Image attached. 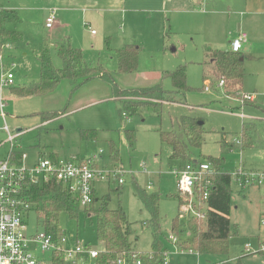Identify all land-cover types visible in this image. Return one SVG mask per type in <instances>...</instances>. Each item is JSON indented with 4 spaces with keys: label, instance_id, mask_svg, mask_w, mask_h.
I'll return each mask as SVG.
<instances>
[{
    "label": "rangeland",
    "instance_id": "rangeland-1",
    "mask_svg": "<svg viewBox=\"0 0 264 264\" xmlns=\"http://www.w3.org/2000/svg\"><path fill=\"white\" fill-rule=\"evenodd\" d=\"M4 5L18 12L20 22L9 23L7 27L20 32L23 41L4 48L0 53V78L6 70L15 75L14 88L0 92V161L11 152L8 132L4 130V114L12 134L22 130L14 142L17 145L15 153L19 152L14 155L18 157L25 152L33 160L35 154L40 152L68 160L75 156L85 158L96 155L103 149L105 154L98 163L99 168L117 167L132 172L134 176L126 177L123 186L98 183L96 201L87 211L80 209L78 219L61 215V229L72 240L78 238L95 249H103V244L97 239V217L93 214L90 217L88 212L97 210L108 196V208H121L127 215L133 250L142 254L151 252L153 235L158 228L139 195L140 189L150 195H160L159 236L166 238L178 217L179 194L173 172L180 166L170 161L172 149L161 142L160 132L177 131L182 117L199 119L204 124L205 141L196 152L195 160L205 162L209 157L223 158L226 160L225 171L230 174L242 163L249 167H264V0H212L207 8L205 6L206 13H203L199 3L168 0L167 5L158 10L150 6L146 8L143 18H152L147 28L139 22H121L118 16L111 25L102 27L93 24L95 36L91 35L92 31L84 30L79 20L64 29L56 25L48 30V14L53 9L58 10V6L50 4L48 0H4ZM240 32L249 36L251 45L250 52L244 53V49L241 52L244 54L246 73L243 91L229 87L227 83L222 88L218 87L219 81L211 71V64H204L211 61L207 48L213 51L230 50V41ZM61 35L71 38L73 46L84 52L90 66H101L107 70L121 90L162 84L165 90L171 91L172 82L165 78L164 73L185 67L190 91L180 104L143 106L133 118L124 116L122 104L116 101L112 87L105 82L104 87H84L72 96L68 82H63L52 97L42 96L32 101L18 96L14 90L40 81L41 48L46 46L55 68H62L56 48V41ZM127 44L141 49L138 71L121 74L116 52ZM208 83L210 91L206 90ZM245 95L255 99L247 100ZM69 103L70 115L63 116ZM41 111L63 112V115L44 125V128L41 118L35 114ZM242 112L247 115L246 118L241 117ZM252 122L259 127L255 135L258 147L246 151L238 148L229 153L225 151L226 148L222 147L224 139L233 143L241 138L243 124ZM92 131L97 133L95 141L82 139L83 132ZM128 132H133L135 136L133 148L129 144ZM111 143L119 149L118 162L111 158ZM238 189L233 181L229 254L216 262L264 264V254L245 252L248 243L255 250L259 248V234L264 239V227L259 226V209L263 208L264 202L262 191L252 189L249 194H241ZM26 222L28 234L42 230L36 211L30 213ZM35 254L42 260L50 257L40 249Z\"/></svg>",
    "mask_w": 264,
    "mask_h": 264
},
{
    "label": "trees",
    "instance_id": "trees-1",
    "mask_svg": "<svg viewBox=\"0 0 264 264\" xmlns=\"http://www.w3.org/2000/svg\"><path fill=\"white\" fill-rule=\"evenodd\" d=\"M20 22L18 13L5 10L0 2V50L10 44L22 43L23 35L20 32L10 31L6 28L9 23ZM141 49L138 46L130 45L125 49L117 51L118 71L121 74H131L138 71ZM208 57L211 59V71L217 80L225 79L229 87H237L242 90L246 77L244 66V54L227 51H213L207 48ZM57 53L62 61V68H55L49 49L41 50L40 81L32 83L27 87L14 90L23 98L42 97L55 93L63 82H68L71 87V96L76 91L94 80H100L109 84L113 89V96L122 106L123 114L128 118L138 115L143 106H154L163 104H180L184 102L185 95L190 91L187 83V71L185 67H180L175 71L164 73L165 78L172 82V90H165L162 84L153 87L120 89L113 76L101 66H90L84 57L81 49L72 46L70 38L64 39L57 47ZM63 115V112L43 113L45 121H52ZM199 119L182 117L179 121L177 131L160 132V139L163 144L172 149L170 161L179 164L184 168L189 162L196 159V152L204 143V124H200ZM258 125L254 122L243 124L242 136L238 138L240 144L222 142V147L228 153L240 149L246 151L255 149L258 145L255 142V135L258 132ZM130 147H134L135 136L133 132L127 133ZM81 137L85 141L96 140L97 133L83 132ZM236 145L238 147H236ZM111 158L118 162L120 152L118 147L111 143ZM210 162L216 169V187L210 199V211L207 228L200 229L198 224L190 223V229L194 232L192 242L184 244L187 248L196 249L201 256H227L229 254V241L232 232L230 219L232 206V174L224 170L226 160L223 158L209 157ZM28 196L33 203L37 204V213L42 219L46 232L58 241L62 229L60 217L67 214L71 219H78L80 206L78 201L68 194L61 185L51 182L45 186H32L28 190ZM139 195L152 215V221L158 229L154 233L153 250L160 252L163 244L160 241L159 230L160 214L159 194H148L145 190H139ZM179 199V198H178ZM109 197H105L97 210H92L97 217V239L103 244V252L98 258V264H113L117 254L130 249L132 236L126 213L121 209L110 210L108 208ZM173 229H180L179 223L174 220Z\"/></svg>",
    "mask_w": 264,
    "mask_h": 264
},
{
    "label": "built area",
    "instance_id": "built-area-1",
    "mask_svg": "<svg viewBox=\"0 0 264 264\" xmlns=\"http://www.w3.org/2000/svg\"><path fill=\"white\" fill-rule=\"evenodd\" d=\"M55 24L56 11L52 10L46 20V28L51 30ZM92 34L95 32L92 31ZM246 37L245 34H240L232 40L230 51L241 53ZM14 80L15 75L12 71H3L0 78V92L12 88ZM218 81V87L221 88L227 83L225 79ZM209 85L208 83L207 91H210ZM253 98L245 95L247 100ZM3 117L4 130L8 132L11 142V152L7 158L0 161V264H98L103 249H95L88 243L80 242L78 238L72 240L63 230L58 241L54 240L46 232L39 215L42 230L35 234L27 233L26 219L31 212H37V204L31 201L27 192L32 186L41 187L56 182L78 201L80 209L87 211L96 201L97 183H116L123 186L126 177H132V172L117 167L99 168L98 163L104 153L103 150L85 159L62 160L43 156L33 166L26 165L28 155L22 153L20 161L15 163L14 154L17 145H14V142L19 133L12 134L4 114ZM242 117L246 118L244 115ZM234 142L240 144L238 139ZM173 175L177 180L179 194L177 221L180 229L176 231L172 228L165 238L171 248L142 254L131 247L117 254L113 264H172L175 256H200L196 249L187 248L184 244L191 243L194 237V232L189 227L190 223L198 224L202 230L207 228L211 209L210 199L216 187L218 173L210 162L194 159L184 168L175 169ZM232 180L242 189L249 187L260 189L264 199V170H247L239 167L232 174ZM260 223L264 226V212ZM37 249L43 254H50L49 259L42 260L36 256ZM245 252L264 254V242L260 243L257 250L250 243L246 244Z\"/></svg>",
    "mask_w": 264,
    "mask_h": 264
},
{
    "label": "crops",
    "instance_id": "crops-1",
    "mask_svg": "<svg viewBox=\"0 0 264 264\" xmlns=\"http://www.w3.org/2000/svg\"><path fill=\"white\" fill-rule=\"evenodd\" d=\"M48 1H49L50 4L54 3L55 5L58 6V10L53 9V10L56 11V24H55V26L57 25L59 28L64 29V28H66L68 26V24H71V23H74V22H78V20H79V21L82 22L81 24H82L83 29L86 30V31H90V32L92 30H94L92 28L93 24L101 25L102 27H104L105 24L111 25L113 22H115L118 19V16L120 17V21L121 22H124V23L125 22H130V23L139 22L141 24L146 25L145 28H147V26L150 25V23L152 21V18H151V16L143 18V16H145V14H146V10H147L146 8L148 6H150L154 10H158L160 7H164L168 3V0H48ZM188 1L190 3H193V4L199 3V6L203 7L202 8V10L204 11L203 13H206L205 6L207 8L208 3L212 2V0H188ZM155 2H157V3L155 5H153V3H155ZM159 2L161 3L160 5L158 4ZM147 3H149V4H147ZM1 4H2V6H3V8L5 10H11L12 11V9L5 8L4 0H1ZM13 11L17 12L16 10H13ZM58 12H59V14H58ZM48 16H50V13L48 14ZM55 26H54V28H55ZM6 28L8 30H10V31H13V30L10 29V27L6 26ZM240 34H245L247 36L246 37V41L244 42V51H245V53H248V52L251 51V45L249 43V36L245 32H240L239 35ZM91 35L95 36V34H92V32H91ZM67 38H70V37L69 36H64L63 37L61 35V38L58 41H56V48L58 47V45L60 44V42L62 40L67 39ZM70 40H71V38H70ZM71 43H72V41H71ZM230 43H231V41H230ZM12 45H14V44H10L9 46L5 47V49L10 48V46H12ZM130 45H134V44H127L122 49H125L127 46H130ZM72 46H73V44H72ZM45 47H43V48H45ZM43 48L40 49V54H41V50ZM3 49L0 50V53H2ZM207 56H208V52H207ZM204 64H206V63H204ZM90 86H92V88L104 87L105 84H104V82H102L100 80H94V81L86 84L85 86H83L79 90L83 89L84 87L87 88V87H90ZM137 88H145V87H137ZM8 89H11V88H8ZM129 89H136V88H129ZM242 91H243V87H242ZM53 94L47 95V96H51L52 97ZM40 98L41 97H29V98H25V100H32L33 101V100H37V99H40ZM71 100H72V97H71L70 101ZM70 104L71 103L67 104V106H66L67 113L64 114L63 116H66V115L69 116L70 115ZM248 111H253L254 112L256 110L249 109ZM35 114H37L41 118L42 124H43L42 126H44V125L47 126V124L49 122H52V121L43 120V118H42L43 111L36 112ZM242 115L247 117V115L245 113H243V112L241 113V117H242ZM263 115H264V113H263ZM124 116H126V115L124 114ZM253 118H256V117H253ZM5 119H6V117H5ZM46 126H44V128H46ZM111 142H113V141H111ZM101 150H103V149H100L99 152ZM99 152L96 153V155L99 154ZM16 153H19V152H16ZM23 153H25V152H23ZM20 154L22 155V153H20ZM104 154H105V152L103 153V155ZM171 154H172V151L170 153V156H171ZM21 155H20V157L15 155V157H14V162L15 163H18V160L21 158ZM103 155H101V158H102ZM43 156H47V155L46 154L42 155L40 152H38L37 154H35L33 160L30 159V157L28 156V159L26 160V165H28V166L35 165L38 162L39 158H41ZM91 156H95V155L93 154ZM91 156H89V157H91ZM49 157H51L53 159H58L56 157V155H52V154H50ZM76 157L80 158V159L89 158V157L81 158L80 156H75V157H72V158H76ZM2 160H4V159H2ZM240 167H243V168H245L247 170H264V167H262V168L249 167V166H247L244 163H242V165H240ZM224 170H225V165H224ZM132 178H134L133 174H132ZM99 183H101V182H99ZM97 185H98V183L96 184V187H97ZM96 187H95V192L97 190ZM149 188H151V187H149ZM252 189L258 190V188H256V187H249V188H246V189H242V188L239 187L238 190H239V192L241 194H245V193L249 194L250 190H252ZM261 195H262V193H261ZM262 198H263V196H262ZM263 201H264V199H263ZM262 207L263 208L261 210L259 209L260 216H262V214L264 212V202H263V206ZM92 216L93 215H90V217H92ZM260 220H261V217L259 218V226H260V228H263L264 226L261 225ZM172 228H173V224H172ZM257 238H258L259 243H263L264 242V239L261 238L260 234L258 235ZM160 241L163 244V248H171L168 245V243L166 242L165 238L160 237ZM220 258H222V256H215V257H213V256H201V255L198 256V257H196V256H175L172 259V264H217L216 261L220 260Z\"/></svg>",
    "mask_w": 264,
    "mask_h": 264
},
{
    "label": "water",
    "instance_id": "water-1",
    "mask_svg": "<svg viewBox=\"0 0 264 264\" xmlns=\"http://www.w3.org/2000/svg\"><path fill=\"white\" fill-rule=\"evenodd\" d=\"M244 53H245V51H244ZM200 124H203L202 122H200ZM17 133H22V130H18V132Z\"/></svg>",
    "mask_w": 264,
    "mask_h": 264
}]
</instances>
